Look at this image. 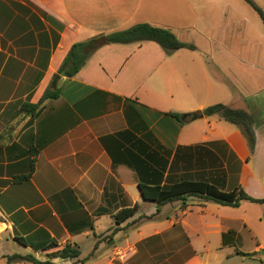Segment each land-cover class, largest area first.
Returning a JSON list of instances; mask_svg holds the SVG:
<instances>
[{
	"label": "crops",
	"instance_id": "obj_1",
	"mask_svg": "<svg viewBox=\"0 0 264 264\" xmlns=\"http://www.w3.org/2000/svg\"><path fill=\"white\" fill-rule=\"evenodd\" d=\"M203 6L0 0V259L6 264L13 254L55 264H264L263 203L235 207L188 197L158 207L140 190L158 168L151 156L165 152L158 140L172 151L220 141L240 161L228 185L264 197V178L250 167L260 150L249 156L235 131L223 129L229 121L213 114L182 124L168 114L220 101L248 111L221 71L219 37L204 28L214 23L216 5ZM138 23L169 27L196 48L167 53L152 40L110 43L74 76L59 73L74 43ZM47 91L58 96L43 98ZM229 149L225 158L234 163ZM136 204L137 212L117 225L115 214ZM66 243L81 255L53 256Z\"/></svg>",
	"mask_w": 264,
	"mask_h": 264
},
{
	"label": "trees",
	"instance_id": "obj_2",
	"mask_svg": "<svg viewBox=\"0 0 264 264\" xmlns=\"http://www.w3.org/2000/svg\"><path fill=\"white\" fill-rule=\"evenodd\" d=\"M258 10L264 19V12L260 8ZM144 40L156 41L167 53H172L181 48H196L193 43L181 40L169 27L138 23L126 29L104 33L87 41L74 43L59 73L67 77L74 76L92 54L105 44L131 43ZM57 96L56 92L47 91L43 98ZM29 106L37 108L39 105L30 104ZM168 114L182 124L204 116L220 114L227 121L241 128L248 140L251 154L255 151L254 118L250 112L243 108L217 103L190 113L168 112ZM157 143V146L165 152L163 155L151 156L152 163H156L158 168L152 171V176L148 181L139 183L142 197L145 200L155 202L158 207L174 201H185L188 197H196L203 202H215L235 207L239 206L242 201L264 204V197L252 196L241 185H234L231 189H227L229 175L238 172L240 168V161L236 154L229 149L227 143L210 141L190 146H178L175 151L166 149L159 140ZM218 147H222L219 148L221 149L220 153L215 151V148ZM228 149L234 163L232 160H226L225 158V151ZM147 158H149L148 155ZM171 158L172 160H170ZM137 210V204L119 210L115 214L116 224L123 223L133 216ZM152 217L153 215L141 218ZM118 229L117 226L115 230ZM243 254L253 255L254 253ZM80 255L81 250L79 247L71 243H66L53 253V256L63 258H78ZM21 260H29L34 264H55L49 260L41 261L34 255L13 254L8 256V264Z\"/></svg>",
	"mask_w": 264,
	"mask_h": 264
},
{
	"label": "rangeland",
	"instance_id": "obj_3",
	"mask_svg": "<svg viewBox=\"0 0 264 264\" xmlns=\"http://www.w3.org/2000/svg\"><path fill=\"white\" fill-rule=\"evenodd\" d=\"M198 2L204 5V9L212 3L216 5L214 23L210 27L209 22H206L204 28L219 37L220 51L223 55L221 71L230 78L232 82L230 86L234 90L236 101L246 105L248 112L253 115L256 146L260 154L251 160L250 167L259 171L264 178V19L258 10L260 8L264 12V0H198ZM218 9L220 11L217 12ZM229 62L231 67L228 65ZM222 125L225 130L235 131L237 139L243 141L244 148L251 156L248 140L242 134L241 128L229 122H223ZM246 182V188L254 192V187ZM233 186L228 185L227 189ZM261 255L264 257V248ZM0 264H6V260L0 259Z\"/></svg>",
	"mask_w": 264,
	"mask_h": 264
}]
</instances>
